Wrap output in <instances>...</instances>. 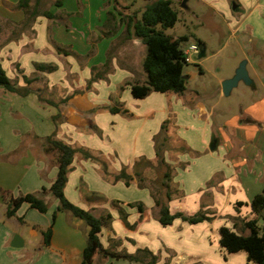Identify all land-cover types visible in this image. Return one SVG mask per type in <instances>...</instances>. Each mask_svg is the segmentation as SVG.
Returning <instances> with one entry per match:
<instances>
[{
    "label": "crops",
    "instance_id": "crops-1",
    "mask_svg": "<svg viewBox=\"0 0 264 264\" xmlns=\"http://www.w3.org/2000/svg\"><path fill=\"white\" fill-rule=\"evenodd\" d=\"M18 1L0 0V64L20 86L25 85L23 76L37 79L29 86L33 92L24 97L0 86V157H4L0 188L17 197L50 187L57 166L55 155L44 151L42 138L52 133L70 146L104 157L109 172L122 166L131 171L139 157L154 161L153 136L174 107L177 124L186 129L180 136L188 151L164 152L167 163H180L172 178L175 191L169 210L188 216L204 213L211 220L190 224L176 218L162 226L147 188L138 187L136 180L129 186L111 183L97 163L78 154L72 159L64 195L96 217L110 215L99 236L103 248L130 255L147 250L155 256L154 264H251L243 251L224 252L218 230L231 227L236 218L251 219L250 202L264 190V0H204L231 19V34L241 46L251 80L230 120H225L226 110L213 105L208 108L195 100L184 106L186 93L187 99L156 92L143 99L132 97L125 82L145 80L139 41H123L122 26L113 34L103 26L114 7L128 6L119 4L121 0H63L60 7L48 8L56 15L54 20L37 16L29 27L21 25L24 13ZM108 50L112 57L107 80L87 87L91 68L103 70ZM35 64L56 68L36 71ZM42 80L48 85L42 86ZM39 93L56 105L41 103ZM114 107L127 112L111 113ZM57 114L55 126L52 116ZM45 199L49 203L45 213L23 203L15 216L7 217L6 202L0 198V264L81 263L89 227L69 212H56L50 244L43 246L41 231L50 226L57 207L56 200ZM133 203H141L143 212L129 205ZM14 235L22 241L20 248L10 245ZM32 239H37L35 244ZM126 262L95 255L91 264ZM134 263L140 264H129Z\"/></svg>",
    "mask_w": 264,
    "mask_h": 264
},
{
    "label": "trees",
    "instance_id": "trees-1",
    "mask_svg": "<svg viewBox=\"0 0 264 264\" xmlns=\"http://www.w3.org/2000/svg\"><path fill=\"white\" fill-rule=\"evenodd\" d=\"M29 1L19 0L17 3V7L24 13L22 26L29 27L37 16H43L48 20L56 18V15L49 9H41V0H34L31 8L29 7ZM62 1L54 0L53 5L60 7ZM173 5V0H146L140 11L129 12L127 10L130 7L127 6L123 7L122 10L114 7L112 12L107 13V19L103 25L108 29L107 34H113L119 26H122L121 38L123 41L136 39L145 46L146 51L141 60L145 80L126 81L124 84L129 86L130 93L135 99H143L152 92L172 93L177 96H182L185 92L186 80L182 72L187 63L183 56L184 49L180 46L185 37L174 38L163 32L164 29L173 27L177 21V11ZM104 34L106 35V33ZM199 45L203 46L202 44ZM111 57L112 52L108 50L105 63L102 65V71L97 72V67L91 68V77L87 81V87L98 79L107 80L106 73L110 70ZM55 68L52 64H35L36 71L53 72ZM22 78L25 83L24 86L18 85L16 80L9 79L0 64V86L5 91L20 97L32 93L33 90L29 86L37 77L23 76ZM122 87L120 86L119 89ZM37 96L41 103L56 105L55 102L42 98L40 93ZM110 112L125 114L127 111L114 107L110 109ZM59 119V114L52 116L55 126L58 124ZM167 124L168 120L163 121L159 131L153 136L154 161L139 157L135 159L131 171L128 167L122 166L115 173L109 172V162L99 154H93L87 149L70 146L56 139L54 133L42 138L44 151L55 155L57 166L55 179L49 188H42L39 192L20 194L17 197H12L11 192L0 188V197L6 202L5 215L7 217L15 216L16 211L23 203L28 204L31 209L45 213L49 208V203L45 197L49 196L57 201V207L52 214L50 226L41 231L44 247H48L50 244L56 212L63 211L83 220L89 227L86 245L81 253L80 264H91L95 255L116 260L129 259L135 261L144 259L146 264H154L155 256L147 250H140L136 254L130 255L125 252L103 248L99 236L104 221L110 219V215L96 217L92 211L75 206L65 197L64 186L67 175L71 170L72 159L78 154L83 159H89L97 163L102 176L111 183L121 181L125 186H129L136 180L138 187L147 188L154 199L155 217L162 226L171 225L176 218L190 224L211 220L204 213L188 216L180 212L171 213L169 210L168 202L175 190L172 188L173 167L164 158L169 140L166 135ZM175 145L174 148L180 153L188 151L186 145L179 139ZM148 171L154 175V178L147 182ZM129 205L135 206L139 213L143 212L141 203ZM250 214L252 215L251 219L236 218L231 227L222 226L219 228V246L227 254L243 251L246 254L247 261L251 264H264V190L252 198ZM18 221L23 222L21 218H18ZM147 257H149V261Z\"/></svg>",
    "mask_w": 264,
    "mask_h": 264
},
{
    "label": "rangeland",
    "instance_id": "rangeland-1",
    "mask_svg": "<svg viewBox=\"0 0 264 264\" xmlns=\"http://www.w3.org/2000/svg\"><path fill=\"white\" fill-rule=\"evenodd\" d=\"M29 2V7L31 8L34 0ZM53 2L54 0H42L41 9H55ZM145 2L146 0H121L119 4L126 3L130 7L128 11L133 12L140 11L144 7ZM182 2H185V8L181 7ZM173 4L177 11V21L173 27L164 29L163 32L174 38L184 36L185 39L180 44L183 49L188 48L190 45L197 46L199 44H202L205 49L202 57H198V54L192 55L191 62L183 67L182 73L186 82L185 92L182 96L187 99L185 93L189 95L188 100L184 101V106H192L195 100L206 104L208 108L213 105L216 109L226 110L224 112L225 120H230L231 116L237 111L239 103H242L240 95L249 91V86L241 81L232 89L228 96L223 95L221 91V82L233 76L235 69L244 58L237 38H234L231 34V19L227 15L212 9L204 0H173ZM138 47L141 49V53L145 54V46L140 41ZM46 81L42 80L40 84L45 87ZM171 95L177 98L182 97L172 93L164 94L166 97ZM173 109L174 107L166 115L168 120L166 135L169 139L166 151H172L174 155H177L181 153L174 148L175 144L178 139L182 142L184 141L180 134L186 129L177 124V117H174L176 111H173ZM211 121H213V118ZM175 122L176 125H173ZM215 122H217L216 119ZM2 158L4 157H0V159ZM171 165L175 175L177 169L180 168V163L173 164L171 162ZM151 178H154V175L148 171L147 182ZM181 196V193L177 195V199L181 198ZM26 235L25 233L24 236L28 238ZM36 241L37 239H32L33 244ZM29 244L30 241L26 239L25 248L28 249ZM112 247L113 245L110 246V248ZM123 260L127 261V264L136 261L140 262V264H146L144 259L135 261Z\"/></svg>",
    "mask_w": 264,
    "mask_h": 264
},
{
    "label": "water",
    "instance_id": "water-1",
    "mask_svg": "<svg viewBox=\"0 0 264 264\" xmlns=\"http://www.w3.org/2000/svg\"><path fill=\"white\" fill-rule=\"evenodd\" d=\"M184 3L185 2L181 3L182 8H185ZM198 46H199L198 57H202L204 55L205 49L203 46L200 45ZM246 63H247L246 60H242L238 65V67L235 69L233 76L221 82V91L223 95L228 96L231 89L234 88L240 81L246 85H249L251 83V80L246 70ZM209 148L211 150L214 148V142L211 143ZM10 245L13 248H20L22 246V241L21 239H19L17 235H14Z\"/></svg>",
    "mask_w": 264,
    "mask_h": 264
},
{
    "label": "built area",
    "instance_id": "built-area-1",
    "mask_svg": "<svg viewBox=\"0 0 264 264\" xmlns=\"http://www.w3.org/2000/svg\"><path fill=\"white\" fill-rule=\"evenodd\" d=\"M199 53V46L190 45L188 48L183 50V56L186 63L191 62V56Z\"/></svg>",
    "mask_w": 264,
    "mask_h": 264
}]
</instances>
